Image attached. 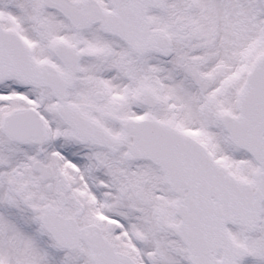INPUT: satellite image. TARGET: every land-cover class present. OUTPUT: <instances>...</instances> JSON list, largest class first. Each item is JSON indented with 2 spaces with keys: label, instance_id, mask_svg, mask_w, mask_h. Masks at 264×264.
<instances>
[{
  "label": "snow or ice",
  "instance_id": "1",
  "mask_svg": "<svg viewBox=\"0 0 264 264\" xmlns=\"http://www.w3.org/2000/svg\"><path fill=\"white\" fill-rule=\"evenodd\" d=\"M0 264H264V0H0Z\"/></svg>",
  "mask_w": 264,
  "mask_h": 264
}]
</instances>
